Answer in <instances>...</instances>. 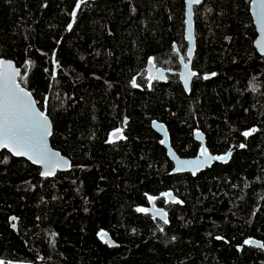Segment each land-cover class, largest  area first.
I'll return each instance as SVG.
<instances>
[{
	"label": "trees",
	"instance_id": "obj_1",
	"mask_svg": "<svg viewBox=\"0 0 264 264\" xmlns=\"http://www.w3.org/2000/svg\"><path fill=\"white\" fill-rule=\"evenodd\" d=\"M249 3L204 0L203 7H196L193 70L199 75L188 95L178 75H168L166 84L153 82L152 89L128 83L137 73L143 82L148 56L158 58V67L169 59L165 66L180 70L171 44L176 41L181 54L186 53L183 0H93L78 12L71 31L66 26L75 0H0V57L12 59L22 72L23 60L34 61L28 71L37 99L45 94L49 78L43 69L50 67L53 51L62 65L53 91L72 101L61 104L48 93L55 122L51 143L74 165L45 180L24 159L0 164V259L32 264H264V251L249 246L236 250L249 235L264 240V58L254 46L256 28L245 11ZM211 72L217 76L204 80ZM124 116L129 117L124 130L128 139L106 144L107 133L121 126ZM152 120L166 124L182 158L193 157L198 143L192 130L199 128L214 155L232 147L230 163H216L196 178L174 175ZM250 126L261 131L245 141L239 133ZM241 142L247 147L240 149ZM168 189L185 204L157 202L169 207L171 220L161 234L156 222L134 209L148 206L144 192L158 195ZM11 216L19 218L17 231ZM101 228L119 247L96 236ZM50 229L58 233L55 246L48 242Z\"/></svg>",
	"mask_w": 264,
	"mask_h": 264
},
{
	"label": "snow or ice",
	"instance_id": "obj_2",
	"mask_svg": "<svg viewBox=\"0 0 264 264\" xmlns=\"http://www.w3.org/2000/svg\"><path fill=\"white\" fill-rule=\"evenodd\" d=\"M92 2L93 0H75L74 7L69 13L71 20L66 26L67 31L73 29V25L78 19V12L88 9L92 5ZM203 4L204 0H183L184 19L182 25L184 29L182 37L183 40L187 41L186 53L184 55L181 54V49L178 47L176 41H173L171 44V52L175 54L173 59L178 60L179 63V80L183 83V89L186 92L190 91L189 85L193 77H198L199 75L192 67L195 40L193 18L196 15V7H203ZM41 7H47V4L45 3ZM132 11L135 12L136 9L133 7ZM205 11L211 12L212 9L206 8ZM245 11L250 13V20L254 22L260 34L254 43L261 56L264 57V0H250ZM169 19H172V17L170 16ZM109 34H111L110 30ZM224 39L230 40L231 37L225 36ZM56 43L59 44L60 41L57 40ZM42 54L46 55L45 53ZM171 62V60L165 59L162 65L158 67L157 64L160 63L158 58L156 56H148V67L144 69L147 75L146 77H142L143 82L138 81L137 76H142V74L137 73V75L129 79V85L134 89H140L146 84L148 89H152L154 81H168L169 76L166 73H172L173 69L165 65H169ZM22 64L24 66L23 72L12 59L0 57V149L4 150V152H0V156H2L0 164L8 165L13 157L25 158L32 165L38 166V175L47 180L49 177H56L58 171L74 167L68 156L62 155L60 151L53 149L49 145V137L54 135L55 122L51 119L52 112L49 110L51 100L48 93L52 91V94L56 96L61 104H64L65 100L72 101V97L67 96V94L61 96L58 92L53 91L57 86L58 70L62 67L60 61L56 58L55 51L52 52L50 67L43 69L49 78V82L46 84L45 94L41 95L39 99L36 98L35 91L31 88L29 82L28 70L34 66V61L25 59L22 61ZM216 76V72L205 73L203 79L208 80L210 77ZM105 83H108V81H105ZM250 86L252 91H256L254 84ZM244 111L247 112L248 109H244ZM128 121L129 117L124 116L121 126L114 127L109 131L104 142L115 146L119 141H126L128 137L125 135L124 129L128 126ZM151 124L164 134L163 138L159 140V144H170L169 134L165 125L158 123L156 120H152ZM258 131H261V129H258L256 126H250L239 134L246 141ZM192 135L195 141L198 142L192 158H181L180 155L169 147L167 155L175 162L172 167L173 173L187 170L195 177L201 169L206 166L210 167L213 161L228 162V159L232 155V147H229L222 154L214 155L205 143L204 133L199 128H194ZM185 147L188 146L186 145ZM238 147L244 149L247 147V144L241 142L238 144ZM75 167L83 168L85 166L75 165ZM30 186L33 189L36 188L35 184H31ZM236 186L233 185V187ZM245 186L247 187V184ZM143 196L148 206L137 205L134 211L156 222V231L164 234L166 232L165 226L171 223L169 207L172 205L182 206L185 204V201L175 195L172 189L161 191L158 195L144 192ZM40 199L43 200L44 198L41 196ZM53 199H56V197L53 196ZM84 199L87 202V198L85 197ZM158 201L169 207H158ZM84 211L87 212L88 209L85 208ZM252 215H256V213L253 212ZM18 219L16 216L9 217L10 221ZM36 220L41 221L42 218L37 216ZM11 227L16 229L17 225L12 223ZM132 232L135 233L136 229L132 228ZM153 234L155 235V233ZM208 235H211V233H208ZM48 236L52 238L48 242L55 246V237L58 236V233L50 229L48 230ZM96 236L106 245L118 246L109 238L108 232L103 228L96 233ZM170 239L171 241H175L177 237L173 235ZM215 239L224 241L225 237L216 235ZM244 246L264 251V240L256 239L249 235L243 239L242 244L236 246V250L241 251ZM38 258L43 259V257ZM0 264H32V262L25 260L5 261L0 259Z\"/></svg>",
	"mask_w": 264,
	"mask_h": 264
},
{
	"label": "water",
	"instance_id": "obj_3",
	"mask_svg": "<svg viewBox=\"0 0 264 264\" xmlns=\"http://www.w3.org/2000/svg\"><path fill=\"white\" fill-rule=\"evenodd\" d=\"M198 7V6H197ZM193 21H194V37H195V40H194V53H193V62H194V59H195V55H196V52H197V38H196V24H195V16H194V18H193ZM253 24H254V22H253ZM254 26H255V24H254ZM255 28H256V26H255ZM256 32H257V38H259V32H258V30H257V28H256ZM256 38V39H257ZM186 43H187V41H186ZM254 46H255V48H256V50H257V52H258V54L261 56V54L259 53V50L257 49V47H256V45H255V43H254ZM183 55V54H182ZM262 57V56H261ZM264 58V57H263ZM15 63V62H14ZM148 67V66H147ZM192 67H193V63H192ZM178 72L179 71H173L172 73H166V75H178ZM178 77H179V75H178ZM195 78L196 77H193V79L190 81V85H189V87H190V91H185V93L186 94H191V91H192V85H193V81L195 80ZM155 82V81H154ZM156 82H160V83H163V84H166L168 81H156ZM180 83H181V85H182V87H183V83L180 81ZM157 121V120H156ZM158 123H161V122H159V121H157ZM162 124H164V123H162ZM165 125V128L167 129V131H168V134H169V139H170V144H166V145H162L163 147H164V149L166 150V152H168V149H169V147H171L172 148V150L173 151H175L174 150V148H173V146H172V141H171V134H170V131H169V129H168V127L166 126V124H164ZM151 126H152V124H151ZM152 129L161 137V138H163V133L162 132H160L157 128H154L153 126H152ZM125 130V129H124ZM52 137L53 136H51V137H49V145H50V147H52L53 148V146H52V143H51V140H52ZM204 140H205V143L207 144V139H206V136H205V134H204ZM197 142V141H196ZM198 143V142H197ZM53 149H55V148H53ZM56 150V149H55ZM4 150H2V149H0V152H3ZM176 152V151H175ZM177 153V152H176ZM62 154V153H61ZM63 155V154H62ZM232 155H233V152H232ZM232 155H231V157L228 159V162L227 163H221V162H219V161H213L212 162V164H211V166L210 167H205V168H203V169H201V171L200 172H198L197 173V176L198 175H200L201 173H203V172H205L206 170H208V169H211L216 163H220V164H228V163H230V161H231V158H232ZM168 156V155H167ZM14 158H16V157H14ZM168 158H169V160L172 162V164H173V166H174V161L168 156ZM182 158V157H181ZM19 159H24V160H26L25 158H19ZM27 161V160H26ZM72 161V160H71ZM29 163H31L30 161H28ZM73 163V162H72ZM35 166V165H34ZM36 167H38V166H36ZM73 168H71V169H65V170H62V171H58L57 172V175H58V173H66V172H70L71 170H72ZM174 175H184V174H190L191 175V173L190 172H188L187 170H185L184 172H180V173H173ZM192 176V175H191ZM197 176H195V177H193V178H196ZM49 178H54V177H49ZM14 221H10V223H13ZM16 223V225H17V220L15 221ZM17 227H16V229H13V230H15V231H17ZM109 238L111 239V240H113L111 237H110V235H109ZM114 241V240H113ZM115 244H116V242H115ZM117 245V244H116ZM110 247H119V246H110Z\"/></svg>",
	"mask_w": 264,
	"mask_h": 264
}]
</instances>
